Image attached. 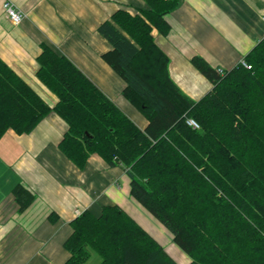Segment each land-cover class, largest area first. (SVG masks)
I'll return each mask as SVG.
<instances>
[{
  "label": "trees",
  "instance_id": "1",
  "mask_svg": "<svg viewBox=\"0 0 264 264\" xmlns=\"http://www.w3.org/2000/svg\"><path fill=\"white\" fill-rule=\"evenodd\" d=\"M98 29L111 49L105 62L125 82L123 96L148 121L141 129L71 60L43 43L37 78L58 98L51 108L0 58V139L31 133L52 112L68 125L61 152L78 168L99 156L128 174L130 195L171 234L190 264H264V40L220 75L204 59L193 65L214 85L199 101L169 73L155 41L180 0H143ZM194 119L199 129L187 124ZM20 210L35 199L13 191ZM65 264H178L119 205L87 210L72 223Z\"/></svg>",
  "mask_w": 264,
  "mask_h": 264
},
{
  "label": "crops",
  "instance_id": "2",
  "mask_svg": "<svg viewBox=\"0 0 264 264\" xmlns=\"http://www.w3.org/2000/svg\"><path fill=\"white\" fill-rule=\"evenodd\" d=\"M7 1L24 15L18 26L7 17ZM143 7V0H0V58L54 108L57 96L37 78L41 46L49 44L145 129L148 121L123 96L125 82L103 59L111 46L98 31L116 11ZM263 16L264 0H180L165 17L168 35L154 31L176 85L194 101L210 93L214 85L192 60L202 58L215 70L235 68L264 40ZM67 130L52 112L31 133L9 130L0 139V264H65L71 223L111 204L150 233L128 174L97 155L78 168L60 150ZM18 185L35 197L23 211L13 195Z\"/></svg>",
  "mask_w": 264,
  "mask_h": 264
},
{
  "label": "rangeland",
  "instance_id": "3",
  "mask_svg": "<svg viewBox=\"0 0 264 264\" xmlns=\"http://www.w3.org/2000/svg\"><path fill=\"white\" fill-rule=\"evenodd\" d=\"M147 213L145 212V215L150 220V234L166 249V251L179 264H190V258L176 244L173 243L172 234L165 227H163L154 217ZM90 253L91 257L86 264H101V256L92 249H90Z\"/></svg>",
  "mask_w": 264,
  "mask_h": 264
},
{
  "label": "built area",
  "instance_id": "4",
  "mask_svg": "<svg viewBox=\"0 0 264 264\" xmlns=\"http://www.w3.org/2000/svg\"><path fill=\"white\" fill-rule=\"evenodd\" d=\"M4 9L6 11V14H7L8 19L11 21V23L13 25L18 26V25H20L23 22L24 15L21 13V11H19L17 9V7H15V5L13 3H11L10 1L5 2ZM262 20L264 22V16L262 17ZM240 64L243 67L247 68L248 70H251L252 69V66L249 65L245 60H242L240 62ZM217 72L220 75H223L225 73V70L218 69ZM187 124L190 127H193L194 129H199L200 128V126L198 125V123L194 119H188L187 120Z\"/></svg>",
  "mask_w": 264,
  "mask_h": 264
}]
</instances>
